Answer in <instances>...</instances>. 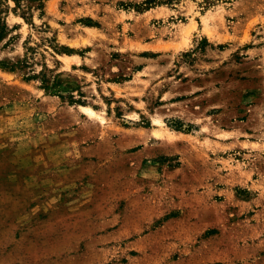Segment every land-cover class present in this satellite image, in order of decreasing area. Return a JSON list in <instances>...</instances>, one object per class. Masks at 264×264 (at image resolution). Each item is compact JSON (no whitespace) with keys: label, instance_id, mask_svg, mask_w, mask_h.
<instances>
[{"label":"rangeland","instance_id":"1","mask_svg":"<svg viewBox=\"0 0 264 264\" xmlns=\"http://www.w3.org/2000/svg\"><path fill=\"white\" fill-rule=\"evenodd\" d=\"M0 264H264V0H0Z\"/></svg>","mask_w":264,"mask_h":264},{"label":"bare ground","instance_id":"2","mask_svg":"<svg viewBox=\"0 0 264 264\" xmlns=\"http://www.w3.org/2000/svg\"><path fill=\"white\" fill-rule=\"evenodd\" d=\"M83 108H84L85 110H90L89 108H87V107H84V106H83Z\"/></svg>","mask_w":264,"mask_h":264}]
</instances>
